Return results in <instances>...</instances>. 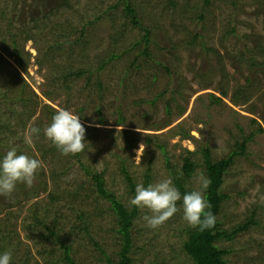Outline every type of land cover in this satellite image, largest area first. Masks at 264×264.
I'll return each instance as SVG.
<instances>
[{
	"label": "rangeland",
	"instance_id": "rangeland-1",
	"mask_svg": "<svg viewBox=\"0 0 264 264\" xmlns=\"http://www.w3.org/2000/svg\"><path fill=\"white\" fill-rule=\"evenodd\" d=\"M128 1L139 25L125 0H0V155L15 146L43 162L31 187L0 195V246L12 253L11 264H67L66 251L74 264H116L118 218L84 168L103 173L131 208L122 162L136 185L174 182L189 151L202 165L201 148L219 161L248 140L224 176L228 198L217 221L225 230L249 221L250 228L220 246L230 251L227 264H264V67L250 66V59L264 62V0ZM79 71L80 78H62ZM23 83L22 98L32 100L26 107ZM46 107L80 117L84 152L54 149L42 131L53 116ZM179 125L191 137L183 139ZM30 127L41 132L26 144ZM148 135L166 143V153L145 145ZM126 136L139 139L133 150ZM199 173L206 175L203 166L187 181L191 191L200 190ZM178 207L156 229L139 209L132 264H192L183 251L192 226Z\"/></svg>",
	"mask_w": 264,
	"mask_h": 264
},
{
	"label": "trees",
	"instance_id": "trees-1",
	"mask_svg": "<svg viewBox=\"0 0 264 264\" xmlns=\"http://www.w3.org/2000/svg\"><path fill=\"white\" fill-rule=\"evenodd\" d=\"M126 1V11L127 14L131 16V20L134 24L139 25V21L136 18V11L130 4L128 0ZM84 30V29H83ZM149 30H145L144 34L145 37L143 40L148 43L149 41ZM82 34L84 32L82 31ZM194 40H197V38H194ZM144 54L148 55L147 48L144 51ZM244 54V53H243ZM242 54V56H243ZM118 56L114 55L111 60L117 58ZM251 64L250 66L255 68H263L264 62L261 63L256 59H250ZM42 64V63H40ZM21 65V64H20ZM22 66V65H21ZM83 71L79 72H70L67 74L62 75L63 80L67 81V79L71 78H80L83 76ZM28 86L26 83H23L21 89H20V95L19 98L20 101H23L26 103L25 107L28 106L30 102H32L31 99H24L22 98L25 96V87ZM101 87H103L101 85ZM11 85L10 83L7 85V89H10ZM244 91H247L245 89ZM221 95L223 97L228 96V92L221 91ZM48 96V95H47ZM50 96V94H49ZM214 102L222 103L223 99L218 98L215 95H210ZM234 104L239 105V102L237 100L234 101ZM27 110V109H26ZM48 114L53 115L56 112H53V109L50 107H46V111ZM171 125V121L167 120L164 124L160 125L159 129H164L166 127H169ZM3 126V125H2ZM4 127V126H3ZM5 128H8L5 126ZM180 129V135L183 136V139H188L191 137L190 132L185 131L184 128H182L180 125L178 126ZM157 136L148 135L145 137L144 142L147 146L155 145V148H158L163 153H166V143H161L157 140ZM139 142L138 138H133L126 136L125 137V144L126 149L133 150L135 147H137V143ZM248 140H245L241 145H239V151L235 152L230 158L222 159L219 161H214L212 159L211 150L208 148H201V154L203 156V164L199 165L195 160L191 158V156L195 155V152H188L189 156L184 158V165L182 166V173H179V175L176 173L174 175V184L180 189L181 193L189 192L191 191L188 189L187 181L193 178L194 174L196 173L197 169L201 166L205 168V172L207 177L211 179V185L209 189L206 192V198L212 205V212L216 215V218L220 214V211L222 209L223 202L228 198V196L223 193L222 188L224 184V176L228 172V168L230 167L234 156H237L238 154H244L246 149V144ZM55 150H58L57 147L54 146ZM4 154V153H3ZM2 154V155H3ZM81 154V153H79ZM168 164L170 165V159L169 157L166 158ZM171 167V166H170ZM84 168V167H83ZM85 172L88 176H90L94 182V188L97 190V193L103 198L106 199L111 207L113 208L114 212L117 215L118 218V224L119 225V233L123 238V246L121 251L119 252L120 260L116 264H132V257L131 252L133 249V241H132V228L135 219L138 216L139 209L138 208H128L119 198L110 191L106 186V182L104 179L103 173L93 172L90 169H85ZM122 172L125 176V179L128 183V188L130 189V193L132 196L135 193V187L136 183H134V180L132 178V175L129 173L127 167L124 165V162H122ZM147 181H150V176L147 175ZM37 196L33 195V198H36ZM250 221L245 222V224L235 227L232 230H225L222 228V225L217 221L215 227L212 229L201 231L199 227H191L188 228L187 234H186V240L183 243V251L185 254L192 260V264H227L226 262V256L230 254V251L226 248H223L220 246V243L225 240H231L236 235H238L241 232H244L250 228ZM3 246H0V253L5 252L6 248ZM66 259L68 260L67 264H74L73 260L70 258L66 251Z\"/></svg>",
	"mask_w": 264,
	"mask_h": 264
},
{
	"label": "clouds",
	"instance_id": "clouds-1",
	"mask_svg": "<svg viewBox=\"0 0 264 264\" xmlns=\"http://www.w3.org/2000/svg\"><path fill=\"white\" fill-rule=\"evenodd\" d=\"M43 134L64 155H75L85 151L86 130L78 115L71 110L61 108L51 118L50 124L43 128ZM41 132L38 127H30L24 136L26 144L32 143L34 137ZM143 144L140 146L141 151ZM43 162L26 153L18 152L15 146L9 147L0 155V195L10 196L18 184L31 187ZM200 190L181 193L172 178L155 183H138L134 195L129 199V206L138 208L149 214L142 216L146 226L156 229L178 211L181 202L183 219L192 227L201 231L212 229L216 224V215L212 205L206 198L211 179L199 173L196 177ZM13 255L10 251L0 253V264H11Z\"/></svg>",
	"mask_w": 264,
	"mask_h": 264
}]
</instances>
